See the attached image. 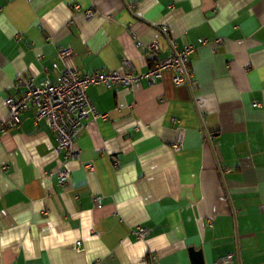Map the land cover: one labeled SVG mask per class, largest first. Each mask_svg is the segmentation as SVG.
<instances>
[{
	"label": "crops",
	"instance_id": "obj_1",
	"mask_svg": "<svg viewBox=\"0 0 264 264\" xmlns=\"http://www.w3.org/2000/svg\"><path fill=\"white\" fill-rule=\"evenodd\" d=\"M153 44L195 46L193 80L91 85L106 118L75 159L33 107L11 127L29 81L145 72ZM191 249L264 264V0H0V264H199Z\"/></svg>",
	"mask_w": 264,
	"mask_h": 264
},
{
	"label": "built area",
	"instance_id": "obj_2",
	"mask_svg": "<svg viewBox=\"0 0 264 264\" xmlns=\"http://www.w3.org/2000/svg\"><path fill=\"white\" fill-rule=\"evenodd\" d=\"M91 15V14H90ZM163 31L167 33V28ZM220 43L221 41L218 40ZM200 43L207 44L208 41L201 39ZM196 48L193 45H186L183 50L175 51L170 56L159 59V47L153 44L149 49V56L153 65L145 72H139L132 65L128 64L125 74L119 71L101 72L95 71L91 74L81 75L73 69L67 68L58 76L55 81L49 79L35 84L29 81L27 90L22 97H9L5 103L10 111L11 127L20 125V115L29 110L35 109L36 122L46 121L50 128L56 132L58 138L57 153L64 152L66 160L77 157L76 142L82 133L96 119L106 118V115L99 114L88 96V88L91 85H105L108 88L126 86L131 89L142 79H148L151 83L160 79L167 70L176 73L175 82L184 84L193 80V72L190 68V57ZM71 55L70 51H60V57L65 58ZM54 68L58 63H53ZM260 107L259 103H254ZM182 143L174 145L176 150L180 149ZM60 180L65 184L68 174L60 173ZM140 239L149 236L147 227H139L136 231ZM234 260L233 254H227L219 259L217 264H231Z\"/></svg>",
	"mask_w": 264,
	"mask_h": 264
},
{
	"label": "water",
	"instance_id": "obj_3",
	"mask_svg": "<svg viewBox=\"0 0 264 264\" xmlns=\"http://www.w3.org/2000/svg\"><path fill=\"white\" fill-rule=\"evenodd\" d=\"M190 253L192 254L193 257H195V259H199L200 260L199 264H202L203 258H202V252L201 251H197L195 249H191Z\"/></svg>",
	"mask_w": 264,
	"mask_h": 264
}]
</instances>
